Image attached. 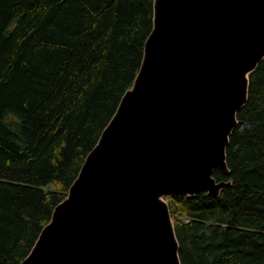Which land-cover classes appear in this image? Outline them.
<instances>
[{
  "label": "trees",
  "instance_id": "trees-1",
  "mask_svg": "<svg viewBox=\"0 0 264 264\" xmlns=\"http://www.w3.org/2000/svg\"><path fill=\"white\" fill-rule=\"evenodd\" d=\"M153 0H0V264H19L139 68ZM218 195L168 193L181 264H264V57Z\"/></svg>",
  "mask_w": 264,
  "mask_h": 264
},
{
  "label": "water",
  "instance_id": "water-1",
  "mask_svg": "<svg viewBox=\"0 0 264 264\" xmlns=\"http://www.w3.org/2000/svg\"><path fill=\"white\" fill-rule=\"evenodd\" d=\"M264 0H153L139 68L19 264H181L168 193L218 195Z\"/></svg>",
  "mask_w": 264,
  "mask_h": 264
}]
</instances>
